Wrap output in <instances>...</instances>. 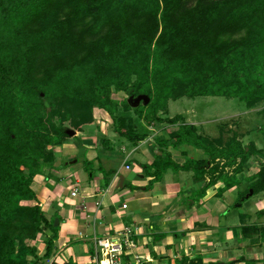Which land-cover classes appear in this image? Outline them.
<instances>
[{
  "label": "trees",
  "instance_id": "16d2710c",
  "mask_svg": "<svg viewBox=\"0 0 264 264\" xmlns=\"http://www.w3.org/2000/svg\"><path fill=\"white\" fill-rule=\"evenodd\" d=\"M114 93L150 103L132 110ZM200 97L237 99L264 114V0H0V264H44L53 254L60 226L47 219L32 185L69 139L57 122L80 131L103 110L132 143L148 138L144 124H166L174 147L208 156L183 166L158 157L145 167L149 175L155 169L154 181L169 169L202 179L213 164L212 185L227 168L242 171L262 152L245 147L228 123L212 139L182 115L165 117L171 101ZM21 146L40 152L31 157ZM253 181L254 195L264 192V165ZM46 230L53 236L39 257L36 241Z\"/></svg>",
  "mask_w": 264,
  "mask_h": 264
},
{
  "label": "crops",
  "instance_id": "0c3cea01",
  "mask_svg": "<svg viewBox=\"0 0 264 264\" xmlns=\"http://www.w3.org/2000/svg\"><path fill=\"white\" fill-rule=\"evenodd\" d=\"M261 111L259 119L255 118L257 126L263 122ZM251 115L246 113L243 119L249 122ZM165 117L175 116L168 109ZM94 118L82 130H71L75 134L56 148L54 164L34 179L32 188L43 212L60 226L53 254L44 264H98L96 242L119 238L125 229L133 231L135 247L119 255L118 264H182L197 257L204 264H264V199L251 212L244 204L236 213L232 210L240 194L249 191L246 199L254 195L250 187L264 165L263 128L240 131L237 122L235 129L229 126L231 132L240 134L245 147L254 146L262 153L252 156L237 174L236 166L227 168L226 178L210 185L208 170L213 164L202 179L193 170L169 169L158 181L151 176L155 169L147 173L145 167L166 155L181 166L208 160L201 149L174 147L168 125L144 124L148 138L132 143L115 132L105 111L96 109ZM92 126L97 131H91ZM219 126L207 136L218 139ZM247 227L255 229L245 235ZM52 236L46 230L38 238L39 257L45 255L46 240Z\"/></svg>",
  "mask_w": 264,
  "mask_h": 264
},
{
  "label": "rangeland",
  "instance_id": "374dc122",
  "mask_svg": "<svg viewBox=\"0 0 264 264\" xmlns=\"http://www.w3.org/2000/svg\"><path fill=\"white\" fill-rule=\"evenodd\" d=\"M178 93L181 94L182 92L180 91ZM137 98L130 97L125 93H114L112 96V99L118 100L119 102L127 101V103H129V105L131 106L132 110L137 109L139 106H143V105L145 106L144 101H142L140 104H136L135 101ZM46 105L48 108L47 111L51 110L52 107L50 106L51 103L49 101H46ZM260 109H263V106H259L258 108L251 110V112H245L247 110L245 104H243L237 99H229V98H224V97H200L196 99L183 98L180 101L171 102L169 104L170 116L171 115L172 116H177V115L186 116L190 120V122L195 123V125L198 126L200 132L205 135L215 134V132L218 131V126L220 124L228 123L230 125V128L232 127V129H235V124H234L235 122L239 123L240 127L242 126L240 131H243V130L245 131L246 128L249 129L255 126H256V129L261 130L264 125V118L262 119L263 122H260L258 126L254 124L255 118L259 119L257 112ZM246 113L247 114L252 113L249 122L246 119H243V116H245ZM235 118H238V120H236ZM57 124L60 127L67 129V132L73 129L72 127L68 125L69 123L61 125L60 122H57ZM90 130L94 132L97 131L96 127L94 126H92ZM0 131H1V128H0ZM237 131L239 132V130ZM50 135L52 137H56L55 136L56 133H51ZM227 135L225 137H227ZM19 148L21 149L22 153H25V149L27 152L29 151L28 146H21ZM50 149H52L51 146L46 147V145H44L43 151L47 153L49 152ZM54 151L56 152L57 149L55 148ZM39 152L40 151H37V150L35 152L29 151L28 155L31 157H37ZM263 199H264V193H260V194L253 195L252 197L243 200L242 204H244V206L247 207L251 212L259 204V201ZM35 204L36 203L32 201H24L22 203L23 206H27V207L34 206ZM237 207L238 206H235L232 209L235 213L236 211L239 210ZM248 220H250V218ZM40 236H38V238ZM38 238H37L36 243L38 242Z\"/></svg>",
  "mask_w": 264,
  "mask_h": 264
},
{
  "label": "built area",
  "instance_id": "2783aa9c",
  "mask_svg": "<svg viewBox=\"0 0 264 264\" xmlns=\"http://www.w3.org/2000/svg\"><path fill=\"white\" fill-rule=\"evenodd\" d=\"M75 192L73 195L76 196ZM127 207V206H125ZM99 249L98 264H118V257L127 249L135 247L133 231L125 229L119 238L100 239L96 242Z\"/></svg>",
  "mask_w": 264,
  "mask_h": 264
},
{
  "label": "water",
  "instance_id": "95a60500",
  "mask_svg": "<svg viewBox=\"0 0 264 264\" xmlns=\"http://www.w3.org/2000/svg\"><path fill=\"white\" fill-rule=\"evenodd\" d=\"M142 101L145 102V105H148L150 103V98L148 96L141 95L136 99V104H140ZM68 135L73 136L75 133L73 131H68ZM251 194H253V191H251ZM59 225V221L57 220L55 223V226Z\"/></svg>",
  "mask_w": 264,
  "mask_h": 264
}]
</instances>
